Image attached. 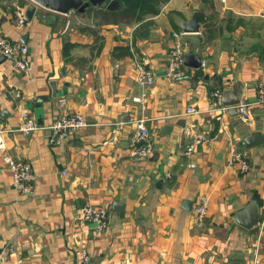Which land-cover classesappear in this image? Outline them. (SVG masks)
<instances>
[{
  "label": "crops",
  "instance_id": "obj_1",
  "mask_svg": "<svg viewBox=\"0 0 264 264\" xmlns=\"http://www.w3.org/2000/svg\"><path fill=\"white\" fill-rule=\"evenodd\" d=\"M30 4L0 0V33L26 39L31 61L28 71L0 61L4 151L29 162L34 174L28 192L15 189L0 150V252L12 246L0 264H81L84 249L86 264H264V143L245 141L264 136V105L257 103L264 0H169L157 15L132 23L112 22L101 12L106 7L62 14L36 6L32 20L25 15L27 23L18 24L17 9L25 13ZM199 11L213 14L212 36L202 34L200 22L198 33L180 38L184 53L201 56L205 66L184 65L176 79L168 53ZM117 46L133 54L114 56ZM138 64L155 73L143 100ZM52 80L58 95L42 102L39 121L34 104L49 95ZM217 90L226 111L212 105ZM235 99L248 103L246 119L231 113ZM26 111L36 129H22ZM61 113H82L88 125L52 145L49 127ZM131 117L147 119L154 147L148 158L131 155ZM190 125L206 140L186 153ZM236 153L249 163L246 171ZM202 198L207 213L198 220L194 207ZM87 202L108 208L105 230L81 220ZM116 202L124 212L112 210ZM255 204L259 221L244 228L236 213Z\"/></svg>",
  "mask_w": 264,
  "mask_h": 264
},
{
  "label": "built area",
  "instance_id": "obj_2",
  "mask_svg": "<svg viewBox=\"0 0 264 264\" xmlns=\"http://www.w3.org/2000/svg\"><path fill=\"white\" fill-rule=\"evenodd\" d=\"M33 2L36 6H40L38 3ZM18 17V24L24 25L27 23V18L24 13V9L21 7L16 11ZM185 32L176 34L177 41L175 45L170 49L168 53V73L174 78L178 79L183 76L182 69L184 67V47L181 42V36ZM0 55L4 56L7 60L11 61L14 67L20 71H28L31 65L29 58V49L25 43L19 41H12L5 35L0 33ZM206 61H202V65L205 66ZM118 66V65H117ZM136 80L143 87V93L139 100H143L148 93L149 88L155 81V73L152 68L138 64L136 70ZM221 90H217L211 94V101L213 106L222 107ZM62 99L60 105L64 103ZM257 103L264 105V84H259ZM248 103L240 101L237 104V109L242 117L246 119L248 117ZM223 110H227L226 107H222ZM188 113L198 112L194 107L187 109ZM29 112L22 113V117L25 119V124L22 129L30 131L36 129L37 123L30 117ZM146 118H134L131 117L127 120L128 123H132L135 126L134 133V145L131 149V155L135 158H148L153 154L154 147L151 140V135L146 124ZM88 125L86 117L82 113H61L57 119L50 125L52 145H58L68 139H71L78 135L79 131ZM185 134L189 139L186 147V153H192L195 149L203 144L206 140L205 135L200 132L193 125L185 127ZM5 144L2 137V130H0V150L4 151ZM234 160L241 164V167L246 171L249 167V163L240 153L234 155ZM2 161L8 167L11 176L12 184L18 191L28 192L30 190V184L34 178L32 165L27 161H21L16 159L10 153L4 151L2 154ZM208 201L202 198L194 207V215L198 220H202L207 213ZM80 218L86 223L93 224L97 231H103L108 226L109 210L105 206L96 205L91 202H87L80 211ZM12 253V246L6 245L0 252L1 260L8 261ZM89 253L84 249L79 256L81 264H86L89 261ZM250 264H258V260L255 258Z\"/></svg>",
  "mask_w": 264,
  "mask_h": 264
},
{
  "label": "water",
  "instance_id": "obj_3",
  "mask_svg": "<svg viewBox=\"0 0 264 264\" xmlns=\"http://www.w3.org/2000/svg\"><path fill=\"white\" fill-rule=\"evenodd\" d=\"M36 3H38L41 7L50 9L51 11L67 14L70 11H78V12H86L92 7H106L107 9H116L119 7L120 3L118 0H32ZM37 10L36 5L30 4L26 11L25 15L32 20L33 16L35 15ZM199 13L196 12L190 21L184 23L183 31L185 33H198L200 31L201 24L198 20ZM26 38V35L25 37ZM22 43H26L23 39L20 40ZM6 59L4 56L0 55V61H3ZM184 64L191 67H200L202 65V58L201 56H196L192 53H187L184 56ZM49 86L51 89V92L48 96H41L39 101L34 104V110L37 112L38 120L40 121V111L42 107L43 101H48L49 99L53 97H57L58 91H57V82L56 81H50ZM225 95V94H224ZM224 97V96H223ZM240 102L239 99H235L234 101L228 102L229 105H236ZM231 113L233 114H239L237 107H232L230 109ZM42 112V111H41ZM3 115L0 111V117ZM41 123V122H38ZM246 144L248 146L258 145L264 143V136H262L261 139H254L253 135H249L245 139ZM114 205L117 206V208H112V210H116L118 212H124V204L116 202ZM184 207L188 210L192 208V202L186 200ZM259 211L258 206L255 205H248L245 209L239 211L236 213L235 221L242 225L244 228H251L254 225H256L259 221Z\"/></svg>",
  "mask_w": 264,
  "mask_h": 264
},
{
  "label": "trees",
  "instance_id": "obj_4",
  "mask_svg": "<svg viewBox=\"0 0 264 264\" xmlns=\"http://www.w3.org/2000/svg\"><path fill=\"white\" fill-rule=\"evenodd\" d=\"M120 5L116 9H101L105 17H111L112 22L123 21L126 23L140 22L149 16H155L161 11V7L169 0H118ZM89 11V10H88ZM199 22L202 23V34L212 36L214 28L210 22L213 14L207 16L205 12L199 11ZM129 46H117L114 48V56L132 55Z\"/></svg>",
  "mask_w": 264,
  "mask_h": 264
}]
</instances>
